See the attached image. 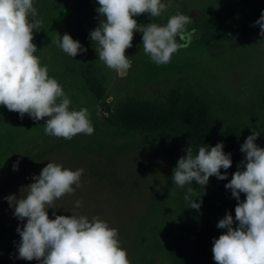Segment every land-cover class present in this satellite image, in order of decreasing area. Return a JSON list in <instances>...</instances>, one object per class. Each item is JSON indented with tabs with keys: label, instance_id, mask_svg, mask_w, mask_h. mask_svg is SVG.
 Segmentation results:
<instances>
[{
	"label": "rangeland",
	"instance_id": "rangeland-1",
	"mask_svg": "<svg viewBox=\"0 0 264 264\" xmlns=\"http://www.w3.org/2000/svg\"><path fill=\"white\" fill-rule=\"evenodd\" d=\"M162 2L167 7L159 17L143 13L133 19L139 25H165L171 16L183 13L192 21L185 26L192 33L190 41L177 38L186 47L174 53L169 63L157 65L143 50L142 33L134 30L132 47L125 52L132 67L121 75L99 59V45L90 39V32L104 19L97 11L98 0H33L43 20L33 30L35 55L63 87L72 102L69 109H88L94 133L77 134L71 140L46 135L47 118L35 121L25 114L21 119L19 113L0 105V233L9 240L13 252L8 254L20 264L40 261L19 258L17 228L22 230L27 219L15 217L14 206L5 198H24L26 187L35 182L32 177L49 162L84 169L81 187L73 185V194L54 201L55 209H48L50 219H55L53 212L83 215L90 222L98 217L118 230L130 264H172V252L193 224L194 209L185 196L199 203L213 181L209 179L203 188L195 181L174 186L173 170L190 144L177 134L137 133L111 125L118 104L196 98L211 104L222 118L240 114L251 128L241 145L255 129L260 133L255 143L264 148V113L256 108L264 90V37L259 35L260 27L253 26L264 10V0ZM65 33L87 51L74 58L66 54L56 43L58 35ZM91 80L102 89L101 100L91 91ZM193 154H197L194 148ZM245 156L239 150V165ZM17 162L18 170H13ZM189 187L194 188L191 194ZM245 199L241 193L240 200ZM78 200L82 201L79 208ZM231 214L236 227L235 209ZM5 258L0 256V264H10Z\"/></svg>",
	"mask_w": 264,
	"mask_h": 264
},
{
	"label": "clouds",
	"instance_id": "clouds-1",
	"mask_svg": "<svg viewBox=\"0 0 264 264\" xmlns=\"http://www.w3.org/2000/svg\"><path fill=\"white\" fill-rule=\"evenodd\" d=\"M97 9L101 19L99 26L90 32V39L99 45V59L105 65L124 75L132 67L126 49L132 47L134 30L142 33L143 50L157 65L171 61L172 55L186 47L192 33L186 31L191 18L183 13L171 16L165 25L149 23L139 25L134 16L143 13L156 18L166 10L162 0H98ZM31 17V20H30ZM43 20L38 18L33 0H0V105L19 113L23 119L28 114L33 120L45 121V134L71 140L77 134L92 135L94 127L87 108L70 110L72 103L61 84L48 75V67L41 65L35 55L33 30L40 28ZM260 27L264 37V10L253 26ZM196 30L193 29L192 32ZM58 46L70 57L87 51L78 40L65 33L58 35ZM260 133L253 129L241 145L245 159L225 185L237 200L235 222L226 213L217 227L226 229L213 243V259L216 264H264V148L255 141ZM224 145L217 143L209 148L201 146L193 154L190 145L186 155L179 158L173 170L174 186L183 187L197 182L202 188L212 176L227 179L232 165L231 154L224 152ZM18 170V162L13 165ZM84 169L71 170L49 162L35 181L26 187L27 195L19 198L10 195L5 199L14 206V216L27 223L17 232L21 237L19 258L37 260L40 264H130L128 254L121 247L118 230L106 221L93 217L91 222L83 215H56L50 219L48 209H55L54 201L65 194H73L81 187ZM75 185V188L73 187ZM25 189V188H23ZM194 192L193 187L188 193ZM246 194L244 201L240 194ZM189 207L199 210L197 203L185 196ZM82 201H76L79 208Z\"/></svg>",
	"mask_w": 264,
	"mask_h": 264
},
{
	"label": "trees",
	"instance_id": "trees-1",
	"mask_svg": "<svg viewBox=\"0 0 264 264\" xmlns=\"http://www.w3.org/2000/svg\"><path fill=\"white\" fill-rule=\"evenodd\" d=\"M89 83L93 94L101 100L102 89L94 81ZM260 96L256 108L264 113V90ZM110 123L130 132L181 135L197 154L199 147L211 148L217 143H222L224 152L231 154V167L220 170L221 174L227 172V179L219 180L215 176L209 178L213 184L201 195L202 204L199 210L194 209L192 213L193 224L171 255L172 264H216L213 259V243L214 239L223 234V229L218 228L217 224L226 213H232L238 203L225 185L230 182L233 173L240 170L239 150L245 134L251 133L250 122H243L237 112L222 118L211 104L185 97L176 101L171 99L167 104L138 101L118 104ZM0 251V256H6L10 264H20L15 255L8 254V251H13L3 233H0Z\"/></svg>",
	"mask_w": 264,
	"mask_h": 264
}]
</instances>
